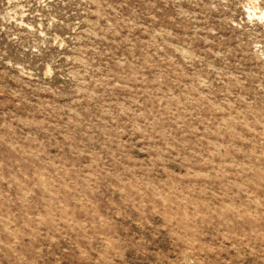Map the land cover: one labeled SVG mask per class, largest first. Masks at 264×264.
Instances as JSON below:
<instances>
[{"label":"rangeland","instance_id":"1","mask_svg":"<svg viewBox=\"0 0 264 264\" xmlns=\"http://www.w3.org/2000/svg\"><path fill=\"white\" fill-rule=\"evenodd\" d=\"M0 264H264V0H0Z\"/></svg>","mask_w":264,"mask_h":264}]
</instances>
